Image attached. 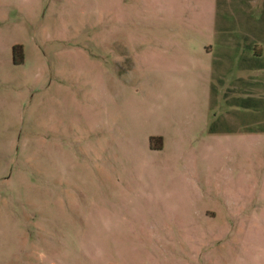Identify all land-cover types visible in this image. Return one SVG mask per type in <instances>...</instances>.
<instances>
[{
  "label": "rangeland",
  "instance_id": "1",
  "mask_svg": "<svg viewBox=\"0 0 264 264\" xmlns=\"http://www.w3.org/2000/svg\"><path fill=\"white\" fill-rule=\"evenodd\" d=\"M235 41L264 0H0V264H264Z\"/></svg>",
  "mask_w": 264,
  "mask_h": 264
},
{
  "label": "crops",
  "instance_id": "2",
  "mask_svg": "<svg viewBox=\"0 0 264 264\" xmlns=\"http://www.w3.org/2000/svg\"><path fill=\"white\" fill-rule=\"evenodd\" d=\"M234 46V51L239 53V58L238 56L236 58L240 62L239 65L236 63L238 74L234 80H227L229 71L221 75L218 80L222 88L221 99L225 106L234 105L247 111H254L259 108L261 103L259 96H255L258 94L260 81L256 79L257 75H250V73L264 67L259 58L262 51L260 48H255L253 51L246 52L245 50L249 48H245L247 45L239 41H235ZM249 70L250 72L245 75L244 73ZM228 91L229 95L227 94Z\"/></svg>",
  "mask_w": 264,
  "mask_h": 264
},
{
  "label": "trees",
  "instance_id": "3",
  "mask_svg": "<svg viewBox=\"0 0 264 264\" xmlns=\"http://www.w3.org/2000/svg\"><path fill=\"white\" fill-rule=\"evenodd\" d=\"M17 48H19V46H13V48H12V52H13V61H14V62H17V61H18V59H15V51H16Z\"/></svg>",
  "mask_w": 264,
  "mask_h": 264
}]
</instances>
